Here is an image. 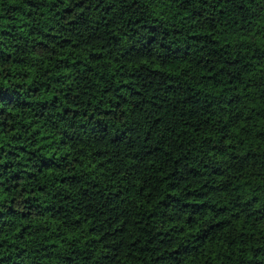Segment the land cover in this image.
I'll return each instance as SVG.
<instances>
[{
  "label": "trees",
  "instance_id": "1",
  "mask_svg": "<svg viewBox=\"0 0 264 264\" xmlns=\"http://www.w3.org/2000/svg\"><path fill=\"white\" fill-rule=\"evenodd\" d=\"M0 264H264V0H0Z\"/></svg>",
  "mask_w": 264,
  "mask_h": 264
}]
</instances>
